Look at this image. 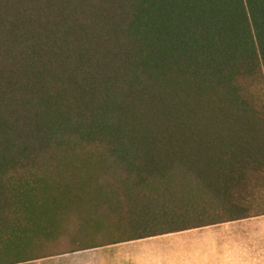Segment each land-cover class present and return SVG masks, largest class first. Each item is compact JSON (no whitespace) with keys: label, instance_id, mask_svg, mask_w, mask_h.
<instances>
[{"label":"trees","instance_id":"trees-1","mask_svg":"<svg viewBox=\"0 0 264 264\" xmlns=\"http://www.w3.org/2000/svg\"><path fill=\"white\" fill-rule=\"evenodd\" d=\"M251 82L264 0H0V264L264 214Z\"/></svg>","mask_w":264,"mask_h":264},{"label":"rangeland","instance_id":"rangeland-1","mask_svg":"<svg viewBox=\"0 0 264 264\" xmlns=\"http://www.w3.org/2000/svg\"><path fill=\"white\" fill-rule=\"evenodd\" d=\"M249 90L261 108L264 102V85L251 82ZM69 231L66 230L60 240L43 243L37 254L44 258L27 264H186V260H180L182 256L186 258L188 231L115 245H107L111 236L104 235L94 238L95 244L104 245L103 247L84 251L80 250L83 247L80 243L87 238ZM70 239H77L79 242L72 243Z\"/></svg>","mask_w":264,"mask_h":264},{"label":"crops","instance_id":"crops-1","mask_svg":"<svg viewBox=\"0 0 264 264\" xmlns=\"http://www.w3.org/2000/svg\"><path fill=\"white\" fill-rule=\"evenodd\" d=\"M186 238V264H264V214L189 230Z\"/></svg>","mask_w":264,"mask_h":264}]
</instances>
